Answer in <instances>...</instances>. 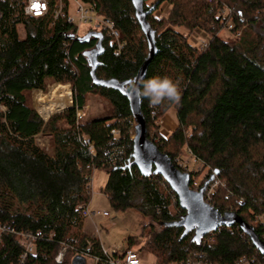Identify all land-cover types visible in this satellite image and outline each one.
<instances>
[{"label": "trees", "instance_id": "1", "mask_svg": "<svg viewBox=\"0 0 264 264\" xmlns=\"http://www.w3.org/2000/svg\"><path fill=\"white\" fill-rule=\"evenodd\" d=\"M79 1L124 37L117 56L112 38L105 36L96 77L130 91L150 52L132 0ZM50 2L49 14L35 19L25 15V0H0V227L5 229L0 264H71L80 256L104 260L98 237L84 232L81 211L91 204L88 187L96 170L108 176L101 194L115 214L136 211L149 221L127 245L152 255L155 264H238L244 259L264 264L237 226L200 241H194V232L183 237L184 229L169 226L187 213L161 176L144 178L138 168H129L133 115L120 93L93 83L88 54L98 42L72 40L75 27L65 19L55 22L57 1ZM164 5L169 15L158 17ZM221 5V0L144 4L157 55L141 85V112L147 140L176 169L175 161L190 150L209 170L202 185L216 175L219 186L206 203L222 215H238L264 242V0H232V13L225 17H220ZM231 23L239 37L223 40ZM196 33L209 38L207 49L190 43ZM47 78L71 86L72 108L45 122L33 107V94L46 91ZM90 96L106 102L111 115L78 124L76 110H84ZM172 109L178 127L165 138L160 123ZM20 132L52 139L54 155L18 141ZM85 137L94 144V154ZM201 176L192 177V186ZM23 236L36 238L34 253L25 259Z\"/></svg>", "mask_w": 264, "mask_h": 264}, {"label": "water", "instance_id": "2", "mask_svg": "<svg viewBox=\"0 0 264 264\" xmlns=\"http://www.w3.org/2000/svg\"><path fill=\"white\" fill-rule=\"evenodd\" d=\"M149 1L150 0H132L137 19L148 40L150 52L148 59L134 79L133 87L130 91L117 81H102L96 77V72L100 65L99 59L105 53L103 48L104 36L102 34L90 33L81 40L72 38V40H76L82 44L84 42L89 43L91 39L98 41L96 49L88 54L91 78L94 85L112 89L129 101L132 115L137 123L136 136L134 139V153L132 156L133 162L129 168H138L144 178H150L153 175L161 176L169 184L179 199L182 211L187 213L180 222L170 224L169 226L184 229L183 237L194 232V241H200L221 228L230 229L237 226L250 237L255 249L264 257V242L259 239L252 227L246 224L238 215L234 213L222 215L218 210L205 202L204 193L209 184L215 180L216 175L205 184L200 192L192 190L191 177L178 171L173 166L171 160L161 154L158 148L147 140L146 123L141 112V85L145 81L148 69L157 55L155 34L147 23V14L144 12V4ZM71 264H87V260L81 256L75 257Z\"/></svg>", "mask_w": 264, "mask_h": 264}, {"label": "rangeland", "instance_id": "3", "mask_svg": "<svg viewBox=\"0 0 264 264\" xmlns=\"http://www.w3.org/2000/svg\"><path fill=\"white\" fill-rule=\"evenodd\" d=\"M156 0H150L147 2L148 6H151ZM72 15V14H71ZM95 26H85L79 32V37L83 38L94 29ZM182 32V31H181ZM19 34L21 39L25 38L24 29L19 27ZM193 37H199L201 40L209 42V38L203 33H196ZM192 37V38H193ZM190 40V43L197 47L194 43V39ZM223 40L230 38L227 32L221 34ZM34 96V95H33ZM84 117L86 122H92L99 119L108 118L111 115L110 106L100 100L97 97L90 96L88 98L87 107L84 110ZM161 133L165 138H168L173 134L177 127V114L175 110H170V112L162 119L161 123ZM31 144H36L37 142H30ZM207 172L202 173L201 180L205 178ZM108 181V176L102 171L96 170L92 179L93 184V198L89 206L91 212L108 213V218L98 217L92 221L91 219H86L84 224V232L88 235H96L100 238L102 245L107 251L112 248L121 249L119 254H123L125 246L129 239L139 237L141 228L149 224V221L143 218L136 211H128L121 214H115L106 199L105 196L101 194V189L105 187ZM136 251V250H135ZM59 262H63L66 252H61ZM142 264H155V258L146 253L141 254ZM87 264H93L91 261H87Z\"/></svg>", "mask_w": 264, "mask_h": 264}, {"label": "built area", "instance_id": "4", "mask_svg": "<svg viewBox=\"0 0 264 264\" xmlns=\"http://www.w3.org/2000/svg\"><path fill=\"white\" fill-rule=\"evenodd\" d=\"M231 1L232 0H221V2L225 5V8L222 9V11L220 12V16H226L227 14L230 13ZM26 2H27V7L25 9V14L27 16L34 17V18H42V17H45L49 12L48 0H26ZM66 11H67V14H66ZM169 12H170V9H166L164 15L168 16ZM94 14H95L94 9H92L89 6L83 5L79 1H76V0H59V4L56 5V18L55 19L57 20L59 17L69 18V22L77 25L78 27L91 24L95 21V22L99 23V25H101L103 30H106V31H108L109 34L114 35L116 37L117 43L119 44L120 41L123 40V37L118 36L116 34L115 29H114L112 24H110L104 20L94 18ZM2 17H3V15L0 12V21H1ZM199 44L201 45V47L203 49L207 48V45L204 42H200ZM119 49H121L120 46H119ZM82 119H83L82 114L78 113V120L80 121ZM130 126L132 128V125H130ZM112 135L115 138H117L120 136V132L113 131ZM85 145L88 147L90 153H94V145L91 143V141L89 139L85 140ZM42 146L46 149V151L49 154L54 155L55 149H54L52 142L45 141ZM179 165L182 169L187 170V171L192 172V173H194L198 170V163L196 161H194L193 164H191L188 161H181L179 163ZM202 181L203 180H199V181L195 182L193 187H192V190H198L202 186V183H201ZM217 186H218V183H215L212 186V188L208 191V194H207L208 200L211 198V194L213 193V189H215ZM88 188H89V193L91 194V197L93 198L92 180H91ZM81 211H82V216L85 219L89 218L92 221H94V219H96L98 217H103V218L109 217L108 213L91 212L89 210V206L87 208H81ZM256 224L257 225L260 224V220H257ZM2 232H5V229L0 227V233H2ZM98 239H99V243H100V248H101L103 255H104V260L100 259V258L90 259L89 261H91L93 264H99V263H101V261L105 262L106 264H142L141 255L138 254L137 251L130 249V247L128 245L125 246L124 253L119 254V251H121V249L112 248L109 251H107L105 249V247L102 245L99 237H98ZM35 242H36L35 237L23 236L22 246L25 249L24 259L27 258L30 254L34 253ZM61 252H66V250L63 249ZM61 255H62V253H60V255L57 258L58 262L61 259L60 258ZM84 258L87 260L86 257H84ZM59 263H61V262H59ZM180 264H192V263L182 262ZM238 264H259V263H257L255 260H245L244 259Z\"/></svg>", "mask_w": 264, "mask_h": 264}, {"label": "bare ground", "instance_id": "5", "mask_svg": "<svg viewBox=\"0 0 264 264\" xmlns=\"http://www.w3.org/2000/svg\"><path fill=\"white\" fill-rule=\"evenodd\" d=\"M56 4H55V16H54V20L55 22L58 20V19H65L69 22V18H62V17H59L57 20L55 19L56 18V5L59 4V0H56ZM76 1H79V0H76ZM49 2V11L51 9V6H50V0H48ZM80 3H82L81 1H79ZM83 5H86V6H89L91 7L90 5H87V4H84L82 3ZM147 4V3H145ZM231 7H230V13H232V1H231ZM222 6V9L225 8V5H221ZM27 7V2L25 0V8H24V12H25V9ZM92 8V7H91ZM93 9V8H92ZM166 9H169V7L167 5H164L157 13V16L158 17H167L165 16V10ZM1 12V11H0ZM2 13V12H1ZM229 13V14H230ZM49 14V12H48ZM47 14V15H48ZM66 14H67V11H66ZM3 15V14H2ZM26 15V14H25ZM46 15V16H47ZM27 16V15H26ZM45 16V17H46ZM27 17H30V16H27ZM220 17H225V16H220ZM30 18H34V17H30ZM44 18V17H42ZM94 18L96 19H100V20H104L110 24H112L110 21H108L107 19H104L100 16H98L95 12L94 14ZM35 19H39V18H35ZM2 20V19H1ZM222 23L224 22L223 20L221 21ZM70 23V22H69ZM71 25H73L76 29V35L73 37L75 39H78V40H81V39H84L85 37L83 38H80L78 35H79V32L81 31V29L85 26H95L94 29H91L90 33H96V34H102L104 36V39H105V36H108L110 38H112V43L115 45L116 47V55L118 56L119 55V52L122 50L123 48V42H124V37L122 35H120L119 33L116 32V34L118 36H122L123 37V40L120 41V43L118 44L117 41H116V37L112 34H109L108 31L106 30H103L101 25H99V23L97 22H93L91 24H88V25H84V26H81V27H78L77 25L75 24H72L70 23ZM113 25V24H112ZM114 27V25H113ZM234 25L231 23V24H228V27L225 29L224 32H227L230 37H234V38H237L239 37V34H236L234 32ZM115 29V28H114ZM182 31V30H181ZM234 32V33H232ZM181 33H183L184 35H186L187 33L182 31ZM194 36V35H193ZM191 36V38L193 37ZM206 36V35H205ZM190 38V40H191ZM192 39H194V43L197 45L198 48H200L201 50H205L208 48V45H209V42H206L205 40H201L199 37H193ZM93 40V39H91ZM97 41V40H96ZM98 42V41H97ZM200 42H204L206 45H207V48L203 49L201 47V45L199 44ZM104 43V42H103ZM119 46L121 47V49H119ZM104 48V47H103ZM96 49V48H95ZM45 84H46V91L43 92V91H36L33 95V107L34 109L36 110V112L39 114V116L45 121L47 122L52 116L56 115V114H59V113H62V112H65L69 109L72 108V101H71V95H72V90H71V86L69 84H58L56 83V81L53 79V78H47L45 80ZM86 109V108H85ZM84 109V110H85ZM84 110H80V109H77L76 110V114H77V123H82V122H86L85 121V117H84ZM78 113H81L82 116H83V119L82 120H78ZM133 121H134V125H132V136H131V139L133 141V144H134V139H135V136H136V127H137V123L133 117ZM161 127V126H160ZM117 132V131H116ZM119 132V131H118ZM86 139H89L88 137H85L84 138V144H85V140ZM17 140L22 142V143H28V144H31L30 142H37L35 145L39 146L40 148L44 149L46 151V149L42 146L43 143L45 141H50L52 142L53 146H54V142L52 139L50 138H45L43 137L42 135H39V136H33L29 133H26V132H20L17 134ZM90 140V139H89ZM91 141V140H90ZM200 142H203V139L200 138ZM92 143V141H91ZM93 144V143H92ZM94 145V144H93ZM86 146V145H85ZM87 147V146H86ZM47 152V151H46ZM94 153H95V146H94ZM94 153H90V154H94ZM181 161H188L190 162L191 164H193L194 161H196L198 163V170L194 173L192 172H189L187 170H184L180 167L179 163ZM176 166L178 167V171H180L182 174H186V175H189L192 179L193 176L199 174V173H203L204 172H207V175H208V172L209 170L207 168H205V164L197 159L193 153L190 151V150H185L184 154L178 158L176 161ZM206 175V176H207ZM205 176V178H206ZM204 178V180H205ZM197 182V181H194V183ZM193 183V185H194ZM215 183H218L216 182L215 180L209 184L208 188L206 189L205 193H204V200L207 201L208 198H207V194H208V191L212 188V186L215 184ZM191 186H192V182H191ZM205 185H202L198 190H194L196 192H200L201 189L204 188ZM218 186H219V183H218ZM217 186V187H218ZM193 187V186H192ZM216 187V188H217ZM215 188V189H216ZM213 189V191L215 190ZM212 195V194H211ZM208 204V203H207Z\"/></svg>", "mask_w": 264, "mask_h": 264}, {"label": "crops", "instance_id": "6", "mask_svg": "<svg viewBox=\"0 0 264 264\" xmlns=\"http://www.w3.org/2000/svg\"><path fill=\"white\" fill-rule=\"evenodd\" d=\"M95 235V234H94Z\"/></svg>", "mask_w": 264, "mask_h": 264}]
</instances>
